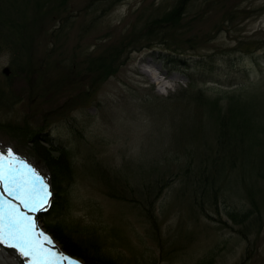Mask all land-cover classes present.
<instances>
[{
  "label": "rangeland",
  "instance_id": "obj_1",
  "mask_svg": "<svg viewBox=\"0 0 264 264\" xmlns=\"http://www.w3.org/2000/svg\"><path fill=\"white\" fill-rule=\"evenodd\" d=\"M181 1L0 0V149L47 174V213L57 190L46 149L28 140L42 129L67 148L59 220L74 239L97 230L120 264H264V179L250 156L213 169L231 109L247 122L252 160L264 157V0ZM178 5L175 20L154 27ZM168 52L187 65L174 71L160 57ZM45 213L38 226L60 253L90 264L63 247ZM236 213L249 215L235 222Z\"/></svg>",
  "mask_w": 264,
  "mask_h": 264
},
{
  "label": "trees",
  "instance_id": "obj_2",
  "mask_svg": "<svg viewBox=\"0 0 264 264\" xmlns=\"http://www.w3.org/2000/svg\"><path fill=\"white\" fill-rule=\"evenodd\" d=\"M184 3V0L181 1V4ZM184 7V6H183ZM181 5H178L172 13L168 15V17H164V19H156L153 21L154 27H161V22H168L166 20L174 18L178 11H180ZM1 16V14H0ZM1 17H0V25L2 26L4 30V25L1 23ZM152 23V22H151ZM20 34L19 36L22 37V34H24L25 31H27V26L24 24H20ZM149 35L152 36L155 34L156 37H159V33L154 30L153 27L148 28ZM162 41V40H161ZM162 44V42H160ZM152 47V46H151ZM153 48V47H152ZM169 50V49H168ZM115 54V53H114ZM160 57L163 60H168L169 62L173 63V70L174 71H181L182 66L185 63L183 60L174 58V55L171 52H168L167 54H160ZM113 58L112 60H114ZM197 65L195 67L196 70L200 71L204 64V61H197L195 62ZM111 62L107 61H101V63L98 62V70L100 75L104 76L111 75L112 70H114V66ZM187 65V64H185ZM194 76V75H193ZM192 75L187 74V77L193 82ZM239 119V118H237ZM236 116L233 115V110L231 109L229 113L224 115L220 121L219 124V130L217 134V143L219 148L217 149L216 156L214 157V167L213 169H218V172H220V169L225 170L226 164H228L229 161H234V159L237 161L239 155L241 156V162L242 167L247 166V158L251 157V163L250 166L253 169V172L255 175L261 179H264V157H262L261 161H257L255 159L252 160L253 149H247V143L250 140L251 133H245L242 131V128L248 125H240V124H247L245 121L237 120ZM251 120H249L250 123ZM234 122L236 125L235 132H232V126L231 124ZM236 122V123H235ZM244 130V128H243ZM42 129H39L37 131H34L32 134V137L28 140V143H30L31 146L35 147V150L39 151L46 149L45 155H40V159L44 161L47 166L50 168L51 174L53 176V184L55 189L57 190V202L55 205V208L52 211H48L43 215V221L46 223L47 227L51 229L56 237L60 239L63 243V247L72 254L84 259L86 262L90 264H120L119 259L115 256H112L110 252L106 251L103 247V245H107V242L104 240H100L96 237L97 230L95 229H86L82 228V231L84 235H79V239H74L70 233H66L65 230L71 232V228H69L68 225L62 224V222L59 220L61 214L66 211V201H65V187L64 184L67 182L70 184L72 180V172H73V166L72 162L70 161V152L67 148L61 146L60 148L56 147V144L54 143V140L52 138H43L41 135ZM254 140V139H253ZM46 145V147H50V149L59 152V157L53 158L49 157L51 155V152L48 148H43L42 146ZM198 182L200 180H197ZM202 186V184H199ZM70 186V185H69ZM200 188V186H198ZM110 196H113V194H110ZM249 215L245 214L243 216L236 214H231V218L237 222L240 217H247ZM240 222V221H239ZM242 222V220H241ZM79 232V231H77ZM81 234V232H79ZM137 264H158L157 262L150 260V261H144L142 263Z\"/></svg>",
  "mask_w": 264,
  "mask_h": 264
},
{
  "label": "snow or ice",
  "instance_id": "obj_3",
  "mask_svg": "<svg viewBox=\"0 0 264 264\" xmlns=\"http://www.w3.org/2000/svg\"><path fill=\"white\" fill-rule=\"evenodd\" d=\"M13 153L10 147L0 149V264L15 257L24 264H75L54 250L48 236L36 230L30 213L46 210L48 185L30 162Z\"/></svg>",
  "mask_w": 264,
  "mask_h": 264
},
{
  "label": "bare ground",
  "instance_id": "obj_4",
  "mask_svg": "<svg viewBox=\"0 0 264 264\" xmlns=\"http://www.w3.org/2000/svg\"><path fill=\"white\" fill-rule=\"evenodd\" d=\"M19 158H21L20 156H18ZM21 159H23V158H21ZM23 160H25V159H23ZM26 162H28L27 160H25ZM30 166L37 172V174H42V176H43V182L45 183V184H47L48 185V191H49V193H50V196H49V203H50V200H51V196H52V192H51V188H50V183H49V178H48V176H47V174L45 173V172H43L42 170H40V169H38L35 165H33V164H31L30 163ZM18 202V201H17ZM49 203H48V205H49ZM48 205H46L45 207H47ZM40 213V212H39ZM38 213V214H39ZM35 214H36V212H32V213H30V215L32 216V218L35 220V224H36V230L37 231H40V232H43L46 236H48L42 229H40L39 227H38V225H37V222H36V217H35ZM50 239H51V241H52V245H53V248H54V250H58V248H57V244L54 242V240L50 237V236H48ZM58 253H60L59 252V250H58ZM14 255V254H13ZM73 261V260H72ZM79 264H81V262H78ZM78 263H75V264H78ZM7 264H24V260H22L20 257H15V258H9V260L7 261Z\"/></svg>",
  "mask_w": 264,
  "mask_h": 264
},
{
  "label": "water",
  "instance_id": "obj_5",
  "mask_svg": "<svg viewBox=\"0 0 264 264\" xmlns=\"http://www.w3.org/2000/svg\"><path fill=\"white\" fill-rule=\"evenodd\" d=\"M4 73L8 75L9 74V70L8 69H5L4 70Z\"/></svg>",
  "mask_w": 264,
  "mask_h": 264
}]
</instances>
